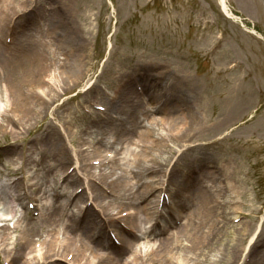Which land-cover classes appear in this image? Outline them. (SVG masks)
<instances>
[{
  "label": "rangeland",
  "instance_id": "374dc122",
  "mask_svg": "<svg viewBox=\"0 0 264 264\" xmlns=\"http://www.w3.org/2000/svg\"><path fill=\"white\" fill-rule=\"evenodd\" d=\"M227 1L243 23L229 17L220 0H9L12 9L6 11L0 2V110L11 113L2 103L7 97L21 120L14 123L15 132L11 116L0 115L5 125L0 130V216L14 217L0 219V264H96L99 253L111 251L122 264L130 261L132 249L143 257L161 244L164 249L155 250V264H162L169 247L173 264H184L183 254L190 264H264V39L252 32H264V0ZM41 37H47L43 39L48 45L38 47L44 58L38 64L32 54ZM149 81L166 85L174 96L169 105L158 106L161 94L153 101L150 88L138 99L142 107L129 101L136 95L134 85L147 87ZM118 97L121 107L114 105ZM96 100L108 102V109L91 111ZM128 103L134 104L127 109L132 114L135 109L137 117H131L128 134L121 135L126 141L119 158L93 167L89 162L101 156L97 140L115 124L112 115ZM175 105L186 108L189 121L193 113L196 117L181 134L169 128L174 126L169 118L164 125L160 118L161 109L169 106L176 119ZM146 128L152 130L150 138L161 143L159 153L140 136ZM144 155L149 160L137 168L134 157ZM153 157L164 163L159 171L152 168ZM126 166L137 170L136 175L117 182ZM109 171L107 181L101 178V172ZM166 172L173 175L164 177ZM96 177L106 189L98 186ZM163 177L162 191L156 186ZM187 179L196 187H182L180 182ZM148 181L155 186L147 194L157 201L148 208L153 218L139 208L145 203L139 190ZM87 183L93 189V205L85 217L93 219L111 246L87 249L88 260H79L82 255L62 245L55 248L64 250L59 260L38 256L36 249L52 247L54 228L57 235L65 230L50 222L60 201L69 200L61 211L77 217L71 234L80 239L76 223L84 215L79 210L87 192L72 203L71 197ZM123 187L131 198L113 200L117 197L111 191L119 195L113 190ZM161 193L166 197L158 202ZM202 193L208 196L201 205ZM39 195L38 205L29 208ZM131 205L137 207L128 208ZM103 212L113 213L115 221L131 214L137 218L134 228H124L138 234L135 248L117 245L106 235L122 226L118 220L102 228L98 213ZM195 217L201 220L196 236L207 232L206 241L199 237L193 243L184 230ZM173 233L187 243L185 250L184 244L176 247L175 239H167ZM68 251L71 259L65 256Z\"/></svg>",
  "mask_w": 264,
  "mask_h": 264
},
{
  "label": "bare ground",
  "instance_id": "6f19581e",
  "mask_svg": "<svg viewBox=\"0 0 264 264\" xmlns=\"http://www.w3.org/2000/svg\"><path fill=\"white\" fill-rule=\"evenodd\" d=\"M0 2L2 3L1 4V10L2 11H6V10H11L12 9V7L10 6L9 0H0ZM221 4H222L223 8L227 12H229V13L232 14V12H230L228 10V5H227L226 0H221ZM35 44H36V51H35L36 54L34 56L33 55L35 53L34 52L32 54V57H36L35 60H39L37 62L39 64V63H41V62L44 61V58L42 57L41 52H40V50H39L38 47L44 45V43H42L41 41H39V42H36ZM16 92L18 94L19 88H17V91ZM0 95L3 96V93L2 94L0 93ZM3 98L4 97H1V99H3ZM154 98L156 99L157 97H154ZM6 99H7V97H6ZM6 99L2 100V103L4 101V103H3L4 106L6 104H9V103H6V101L7 102L10 101V100H8V99L6 100ZM29 103L30 104L29 105L27 104L28 108L26 109L27 110V114L30 112V108L32 106L31 105L32 103L31 102H29ZM13 104L14 105L16 104V101L15 100H13ZM126 105H130V104L129 103L128 104H125L124 107ZM138 105L140 107L143 106L140 103ZM166 105H169V104L166 103ZM119 106L121 107L122 105H119ZM175 106L177 108L176 109V112H177L176 119L171 118V116H170L171 113L169 112V106H165V107H163L161 109L162 110L161 111L162 112V115H161L160 118L162 120L163 125H164L165 119L169 118L171 120V122L174 124L173 127L170 126L169 128H171V130L174 131L175 133L181 134V132L185 128V126H190L196 120V117H195V115L193 113L192 114V120L193 121H189L187 119V114H186V111H185L186 108H184L182 105H175ZM132 107H134V105H132ZM143 109L146 110V108H143ZM143 109L142 108H137V110H141V111ZM191 110H196V109H195V107H193ZM10 111H11V113L0 110V112H1L0 115H2V114L5 113L4 115L9 114V116H11V119L13 120V123L11 125V130L16 132V130H14V123L16 125V123L21 122V120L19 118V116H20L19 113L20 112L19 113L15 112V108H13V107H12V109ZM118 111L119 110H117L116 112L118 113ZM123 113H125V116L124 117H119V115H118L115 118V119H117V122L115 124H119V125H121L124 128V127H126L127 123H130L129 118H131L133 116L132 115H129V114L126 115V111L125 112L123 111ZM13 117H15V118H13ZM135 117H137V113L136 112H135ZM148 117L149 116H147V118ZM3 120L4 119H1V122ZM135 121H136V123L139 122L137 120H134V122ZM6 126L8 127L9 126V123ZM4 129H5V125L0 124V130H4ZM113 129H114V124L113 125H109L106 128V132L104 133L106 135L105 136H102L99 140H97V142H99L101 145L107 144L108 141H107L106 138H107L108 134L110 132H112ZM151 132H152V130L150 128H146L140 134V136L141 137H144L145 138V141H147V142L150 141L151 144H153V146H156L157 152L159 153V150H162L161 143L160 142L159 143H156V142H154L153 139L150 138V133ZM103 138H104V141H103ZM112 147H114V146H112ZM100 153H101V149L98 148L97 154H100ZM147 160H149V158L147 157V155H144V157H142V156H135L134 157V162H136V165L135 166L137 168H139V167H141L143 165V162H147ZM151 160H152V163H153L152 164V168L154 169V171H159L160 168H162V165L164 163L161 162V161H159L157 157H153ZM91 168H93V167H91ZM111 171H109V172H101L100 173L101 178H104L107 181V177L109 176V174H110ZM136 171L137 170H135V172H134L132 170V168H130V166H126L125 168L122 169L121 174L118 176V178H117L116 181L117 182H122V181H124L125 176H127V174H134V175H136ZM166 174H168V173L166 172ZM169 174H170V176L173 175L172 173H169ZM112 182L114 183L115 181H112ZM112 182H110V183H112ZM126 182H129V181H126ZM170 182H173L171 178H170ZM194 182L195 181H193V183ZM123 183H125V182H123ZM180 183H181V186L182 187L187 188V189H192V188H195L196 187L188 179L185 182H180ZM15 186H17V184H15ZM158 186H160V185H158ZM158 186H156V187H158ZM86 187L88 189H90V187H92V186H91L90 183H87L86 184ZM129 187H130V184H129ZM129 187H128V189H129ZM154 187H155L154 186V183H152V181H148V182L144 183V188L142 190H139L140 191V197L144 198V202H145L144 204H142V206L140 204L141 207L139 206V208H141V211L143 213L147 214L149 218H153V211L150 210V209H148V208H150L152 206L151 204L154 201H156V200H154L152 198H149V196L147 194H149L151 191H153L152 189ZM2 190H3V188L1 187V184H0V198H3V196L1 195ZM92 191H93V189H90L89 193H87L88 198H90V193H92ZM113 191L119 192V195L116 194L117 195V198H113V200H115V201H118V199H121V198H126V196H128L127 198H131V196H129L131 194H129L128 192L126 193V191H127L126 190V187H123L120 190H118V189L115 190L114 189ZM85 192H87V190L83 189L81 191V193L78 195V197L79 198H82L84 196ZM98 194H102V192L99 191ZM98 194L96 193L93 196V198L94 199L97 198ZM207 196L208 195L203 194V193L200 195V197H201V200H200L201 201V205L204 203L205 200H207ZM67 202H69V200ZM67 202L66 201H64V202L60 201L59 203H57L55 205V210H56L55 211V215H51L50 216V222L52 224L58 225V223H59V224H62L64 226V229L65 230H64L63 234L62 235H57V228H54L55 230L53 229L54 230V233H53V239H52V247L50 246V248L47 251H43V247H40V249H38V250L36 249V253L38 254V256L40 255L42 258H49L50 261H53V260L56 261V260H59L62 257L61 252L64 251V250H66L68 248V249H73L77 253V255H82V258L81 257H78L79 260H82V259L88 260L89 257L86 255V252H85L87 249H90L92 251H98L99 249L104 248L106 246V243L110 245V242L109 241L106 242V240L104 238V233L103 232L102 233L100 232V228L97 225L94 224L93 219H89V220L86 219L85 221H83V224H82L83 226L81 227V230H80L81 231L80 232V235H81L80 236V239L79 240H76L75 237L72 236V234H71L72 232H74L73 231L74 229H72V225H73V221H74V219L76 217L75 216H69L65 221H63L64 219L61 217L62 211L65 210L66 207H67V205H66V204H68ZM124 202H127V200H125ZM51 204H52V202H49V206H51ZM132 207H137V206L131 205L128 208H132ZM85 209L88 210L89 208L88 207H85ZM103 213H104V215H106L110 219L112 218V215L111 214H113V213H111V212H103ZM197 218L195 217L193 219H189L187 221L186 227L184 228V230L187 232V234L189 236V240L191 242H193V243L199 237H201V239H204L203 241H206L208 239V237L210 236L207 232L202 233L201 236L200 235H197L196 236L198 224L201 222V220H199ZM122 219H123V217H122ZM136 219L137 218L135 216H133L132 214L129 215V216H127V217H125L126 223L129 226H133V224L136 222ZM157 219H158V216H157ZM188 226H191V231H189V232H188ZM174 233H173V235H170L171 237L168 236L167 239H169V238L170 239L171 238L175 239V241H176L175 242L176 247H181L184 244V246L182 247V250H185L186 249L185 245H187V243H185V241L183 242V240H180L181 239L180 238V235L176 234V237H175ZM118 235L121 236L122 242H123V244L126 245L127 248H129V249H132L133 247L135 248V245L133 244L134 243L133 242V238H135L136 236H138V234H133L135 236H133V235L130 234V237L129 238L125 237V234L123 232H120V234H118ZM254 235L255 234H253L251 240H253ZM193 243L191 245H193ZM91 244L93 246H91ZM57 245L58 246H61L62 245L61 248L64 247V250L63 249H58V251H57L55 249L57 247ZM157 249L159 251H161L162 249H164L163 248V245L161 244L159 247H157ZM157 249H155V250H157ZM172 249H173V247H169L166 250V253L162 254V256H163L162 264H173L172 261L169 260V256H168V252L169 251L171 252ZM155 250H152L151 252L146 251L145 255L143 256L144 258H143V257H141V253L138 252L136 248L135 249H132V254H131L132 257H131L130 261H124L122 264H143L144 262H145V264H155L154 261H155V259H157L155 257L156 256ZM111 253H112V251H111ZM111 253L110 252H107V254L99 253L98 254V261L96 262V264H119L118 263L119 262L118 261V256L117 255H112ZM69 254H70V251H68L65 256H68ZM184 255L185 254L182 255V257L184 259V264H190V259L187 260L188 256L185 257ZM172 257H173V254H172ZM88 262H85V263L88 264Z\"/></svg>",
  "mask_w": 264,
  "mask_h": 264
}]
</instances>
